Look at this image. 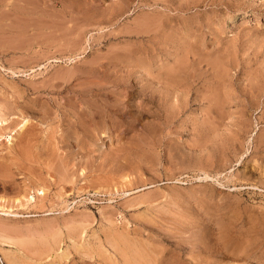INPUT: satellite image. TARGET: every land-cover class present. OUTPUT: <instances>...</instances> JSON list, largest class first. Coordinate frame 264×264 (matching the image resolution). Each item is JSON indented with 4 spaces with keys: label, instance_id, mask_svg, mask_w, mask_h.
Wrapping results in <instances>:
<instances>
[{
    "label": "rangeland",
    "instance_id": "obj_1",
    "mask_svg": "<svg viewBox=\"0 0 264 264\" xmlns=\"http://www.w3.org/2000/svg\"><path fill=\"white\" fill-rule=\"evenodd\" d=\"M0 213L14 264H264V0H0Z\"/></svg>",
    "mask_w": 264,
    "mask_h": 264
},
{
    "label": "bare ground",
    "instance_id": "obj_2",
    "mask_svg": "<svg viewBox=\"0 0 264 264\" xmlns=\"http://www.w3.org/2000/svg\"><path fill=\"white\" fill-rule=\"evenodd\" d=\"M146 84H145V86H144V88H141V91H142V89L143 90H146V91H148L150 94H148V97H149V99H148V101L149 102H153V100H155L156 98H158V100H159V98H161V96L163 95V94H154L155 92H158L159 91V89L161 88V89H164L163 88V86L162 85H160V86H157V85H155V84H157V82L154 84V86H152V84L150 83L151 82V80H146ZM159 82V81H158ZM168 88V87H167ZM166 88V89H167ZM165 89V90H166ZM172 92H176L175 90L173 91L172 90ZM146 95V94H145ZM84 111H82V110H80V113H81V115H82V120H80V122L78 123L79 125H80V127L83 129L84 127H85V125L86 124H93V122H94V113L92 112V111H86L85 109H83ZM107 113H109V111H105L104 112V114L103 115H107ZM98 116H100L99 118H102L103 117V115H101L102 114V112L101 113H99L98 112ZM79 120V119H78ZM90 125V126H91ZM94 125V124H93ZM89 126V125H88ZM93 134L91 133V138H93ZM19 153V152H18ZM0 214H2V213H0ZM2 215H6V214H2ZM2 237H0V239H1ZM225 240V239H224ZM2 241V239L0 240V242ZM0 249L3 251L2 253H3V255L5 256L4 258H5V260H6V262L8 263V264H14L15 263V259H11L10 257H9V255H8V253L5 251V249H4V245L3 244H1L0 243ZM225 255V254H224ZM208 260V259H207ZM203 262V261H202Z\"/></svg>",
    "mask_w": 264,
    "mask_h": 264
}]
</instances>
